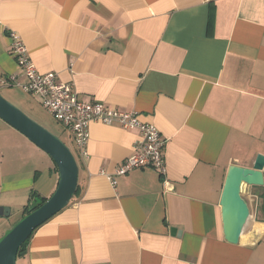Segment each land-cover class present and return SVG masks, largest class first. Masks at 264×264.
I'll list each match as a JSON object with an SVG mask.
<instances>
[{
	"label": "crops",
	"instance_id": "1",
	"mask_svg": "<svg viewBox=\"0 0 264 264\" xmlns=\"http://www.w3.org/2000/svg\"><path fill=\"white\" fill-rule=\"evenodd\" d=\"M11 31L78 99L153 124L174 184L162 193L151 167L111 184L137 131L91 122L84 159L61 125L78 191L16 264H264V0H0V74L24 81ZM231 164L263 174L243 195L251 216L237 244L223 238L219 205ZM57 180L51 158L0 119V206L10 209L0 236Z\"/></svg>",
	"mask_w": 264,
	"mask_h": 264
},
{
	"label": "water",
	"instance_id": "2",
	"mask_svg": "<svg viewBox=\"0 0 264 264\" xmlns=\"http://www.w3.org/2000/svg\"><path fill=\"white\" fill-rule=\"evenodd\" d=\"M0 119L45 152L58 173L54 192L38 207L29 208L27 214L0 236V264H16L18 249L32 232L71 201L77 188L79 166L65 142L9 102L1 92ZM262 185L263 174L259 168L228 166L219 200L222 234L228 243L239 242L250 220V208L243 197L247 187ZM9 211L8 207L0 206V216H8Z\"/></svg>",
	"mask_w": 264,
	"mask_h": 264
},
{
	"label": "built area",
	"instance_id": "3",
	"mask_svg": "<svg viewBox=\"0 0 264 264\" xmlns=\"http://www.w3.org/2000/svg\"><path fill=\"white\" fill-rule=\"evenodd\" d=\"M10 54L15 58L24 76L19 81L14 74L0 76V88L17 87L39 104L50 116L58 121L72 135V139L82 158L87 157L86 145L89 138L88 126L91 122L119 124L126 130L137 131L139 139L131 153L113 174H107L111 184L115 177L135 168L151 167L161 178L162 193H173L174 184L166 177L162 155L165 140L151 123L143 122L137 112L124 111L99 101L85 102L78 99L71 83L60 82L54 72L40 73L31 59L19 35L11 31Z\"/></svg>",
	"mask_w": 264,
	"mask_h": 264
},
{
	"label": "rangeland",
	"instance_id": "4",
	"mask_svg": "<svg viewBox=\"0 0 264 264\" xmlns=\"http://www.w3.org/2000/svg\"><path fill=\"white\" fill-rule=\"evenodd\" d=\"M9 88H11V89H8V88H0L1 94L9 102H11L15 106H17L19 109H21L31 119H33L34 121H36L38 124H40L41 126H43L45 129H47L48 131H50L55 136L59 137L63 142H65V144L72 151L71 147L69 146V142H68L69 139L67 137L66 132L65 131L61 132L62 131L61 124L58 121H56L52 116H50L44 109L41 108V106L33 98H31L29 95H27L26 93H24L21 89H19L17 87H9ZM21 101H22V103L23 102L29 103V105L33 109V112L30 113L27 110H25V108L23 107ZM72 153H73V151H72ZM18 218H19V216H13V217L11 216L10 222L15 221ZM10 227L11 226H9V228Z\"/></svg>",
	"mask_w": 264,
	"mask_h": 264
},
{
	"label": "trees",
	"instance_id": "5",
	"mask_svg": "<svg viewBox=\"0 0 264 264\" xmlns=\"http://www.w3.org/2000/svg\"><path fill=\"white\" fill-rule=\"evenodd\" d=\"M0 76H5V75H3V74H0ZM55 169H56V166H55ZM57 170V169H56ZM77 191H78V185H77V188H76V190H75V193H74V195L77 193ZM74 195H73V197H74ZM46 200V198H40L39 200H38V202H32V203H30L29 205H26L25 206V208L23 209V215L24 214H27L28 212H29V208H32V209H34V208H36V207H38L40 204H42L44 201ZM30 237V236H29ZM29 239V238H28ZM27 239V240H28ZM27 240L19 247V249H18V253H17V257L19 256V255H21L23 252H24V250H25V247H26V243H27Z\"/></svg>",
	"mask_w": 264,
	"mask_h": 264
},
{
	"label": "bare ground",
	"instance_id": "6",
	"mask_svg": "<svg viewBox=\"0 0 264 264\" xmlns=\"http://www.w3.org/2000/svg\"><path fill=\"white\" fill-rule=\"evenodd\" d=\"M244 235V234H243Z\"/></svg>",
	"mask_w": 264,
	"mask_h": 264
}]
</instances>
